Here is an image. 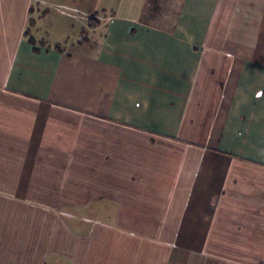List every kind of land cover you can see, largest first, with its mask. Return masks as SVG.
Here are the masks:
<instances>
[{
  "label": "crops",
  "instance_id": "0c3cea01",
  "mask_svg": "<svg viewBox=\"0 0 264 264\" xmlns=\"http://www.w3.org/2000/svg\"><path fill=\"white\" fill-rule=\"evenodd\" d=\"M138 1L84 52L0 0V264H264V0Z\"/></svg>",
  "mask_w": 264,
  "mask_h": 264
},
{
  "label": "rangeland",
  "instance_id": "374dc122",
  "mask_svg": "<svg viewBox=\"0 0 264 264\" xmlns=\"http://www.w3.org/2000/svg\"><path fill=\"white\" fill-rule=\"evenodd\" d=\"M119 1L71 0L67 5L63 4V0H61L58 7L45 9L43 12L41 11L39 17L37 16L38 18L35 16L32 19L29 29L33 28L35 23L38 26L35 30L37 33L31 32L30 35L41 39L47 45H54L53 41H56L55 43L63 42L64 44H58L62 48L85 52L92 48V43L98 40L103 28L101 23V26L95 31L87 29V19L95 18L99 23L102 19L114 14L134 16L132 12L110 9V7L115 6L113 4ZM144 1L146 0L138 1L141 3V9L135 12V15H138L137 19L142 22L154 23L158 27H163L165 23L168 25L177 14L176 0H152L153 3L147 10H143Z\"/></svg>",
  "mask_w": 264,
  "mask_h": 264
},
{
  "label": "trees",
  "instance_id": "16d2710c",
  "mask_svg": "<svg viewBox=\"0 0 264 264\" xmlns=\"http://www.w3.org/2000/svg\"><path fill=\"white\" fill-rule=\"evenodd\" d=\"M149 2L152 4V0H149ZM98 26V21L95 18H89L86 22V27L89 30H95L96 27ZM24 37H26L27 42L32 45L35 46L36 45V41L34 40V38L29 34V32H25L24 33ZM39 45H44L43 41H39L38 42ZM56 51L60 52V48L59 47H55L54 48ZM34 52H37L36 50H34Z\"/></svg>",
  "mask_w": 264,
  "mask_h": 264
}]
</instances>
